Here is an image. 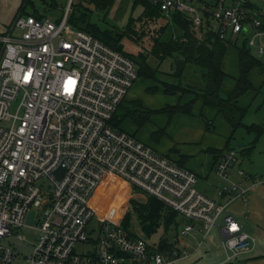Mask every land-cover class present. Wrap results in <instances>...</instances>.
<instances>
[{
  "label": "built area",
  "instance_id": "built-area-1",
  "mask_svg": "<svg viewBox=\"0 0 264 264\" xmlns=\"http://www.w3.org/2000/svg\"><path fill=\"white\" fill-rule=\"evenodd\" d=\"M152 1L195 26L209 17L221 39L241 34L264 55V0ZM69 10L60 22L19 12L0 35V264H179L190 256L185 242L178 247L175 241L166 252L137 226L130 232L123 222L99 215L90 203L108 176L176 211L181 236L205 239L216 229L232 256L248 250L256 238L227 205L198 190L195 172L113 125L139 78L138 65L73 27ZM238 162L236 150L222 151L216 171L229 178ZM60 167L61 178L55 174ZM231 189L247 201L240 183L233 181ZM23 227L39 234L26 255L25 244L4 243L24 240L14 231Z\"/></svg>",
  "mask_w": 264,
  "mask_h": 264
},
{
  "label": "rangeland",
  "instance_id": "rangeland-1",
  "mask_svg": "<svg viewBox=\"0 0 264 264\" xmlns=\"http://www.w3.org/2000/svg\"><path fill=\"white\" fill-rule=\"evenodd\" d=\"M23 6L25 7L20 13L30 14L37 19L51 18L56 22H60L71 7L68 15L69 19L71 15L76 14L78 17H84L85 21L87 19L91 23L99 25L102 29H113L115 35L124 33L125 35L121 39L124 51L133 55H138L143 51V53L148 55L147 60L149 64L153 66V70L149 72V78L140 77L135 82L129 92L128 98L131 100H139L146 109H152L157 112H155L152 120H147L142 126H138L132 119H127L123 125H125L129 131L133 129V132L135 125L140 127L137 136L144 142L156 145L160 152H165L168 149L167 146L170 144L172 147L181 150L186 144L183 140L188 138L187 134L194 133L196 128L200 129L199 125H202L204 129L206 120L210 118L215 120L216 125L219 124V118L212 115L210 107L204 106L198 99L193 100L187 97L189 95L195 98L197 94L195 91H191L188 86L197 88L204 87L200 69L193 65H187L182 76L179 78L178 76L167 74L174 71V58L166 57L161 64H158L157 59L151 55L153 41L155 37L158 36L159 32H161L160 28L163 26L162 24L165 23L167 17L162 16L155 21H147L144 23L145 20L139 17L144 11L143 7L141 5L135 7L134 0H114L113 4L108 8H99L90 0H0V35L9 32L15 17ZM132 16L135 17V19L129 22ZM72 26L75 27L74 25ZM178 33L179 28L174 26L173 23L169 25L165 23L164 31L161 36L162 41L169 42L171 38ZM241 45L242 41L239 39L238 46ZM237 47L235 45H230L227 50L225 66L229 76L225 78L223 88L226 87V84L229 86L234 84V73L239 71ZM250 50L257 59L264 62V55H261L257 48H250ZM249 78H251V81L253 80V84L259 91L258 93L249 91L247 93L248 95L245 93V96H243L247 101L249 99L246 105L248 112L244 119L245 126L237 128L236 132L232 134L230 146L238 152H241L245 147L255 146L251 148L252 154L250 159H245V162L261 172L264 170V131H262L259 136L256 129L249 127L255 125L264 130V76H262L257 69H254L251 71ZM149 82L159 88L155 91L148 90L150 87ZM164 86L178 90L179 92L176 94H166L162 89ZM221 94L223 97H228L231 91L228 93L223 89ZM190 103L192 104L191 113L177 112L170 115L168 112H159L162 108L167 106L181 105L185 107ZM220 119L225 121L226 118L224 119L220 116ZM221 127H223V124H221ZM173 130H175V132H173ZM212 131V129L208 130L209 133ZM212 140L213 138H211L210 141ZM186 145H188V143ZM216 178L217 180L213 182L216 185L219 186L222 183L226 188L231 187V184H227V180H224V178L219 175ZM114 181L115 182L112 184H107L110 187L112 185L114 190L117 189L116 193L115 191L112 192L113 194H102L101 192H97L96 196L94 195L91 199L90 204L92 208L101 216L121 222H123L127 214L130 213L133 218L132 223L137 225L138 229L141 230L139 221L133 211L131 201L137 197H146L143 202L135 199L136 203H145L148 196L145 192L136 189L134 186L126 187V184L122 183L120 179H115ZM44 183H46L45 186L48 187L49 181H44ZM162 228L159 229L153 239H158L163 235L164 231ZM14 231L17 234H22L25 239L19 241L16 237H10L6 239L4 243L7 245H11L10 243L25 244L24 248H22V253L26 255L32 242L38 237V231L33 227H23L15 229ZM173 233V230L170 231L169 236L170 234L173 235ZM179 237L180 239H184L187 236H181L179 231ZM209 244L211 243H206L205 247L206 245L208 247ZM212 247L215 248H212L215 253L221 254V246L218 241H216ZM202 254L203 251L201 252V255ZM220 259L221 256H218V258L212 257L208 261L201 260L197 264H217ZM179 264H183L182 261L179 262Z\"/></svg>",
  "mask_w": 264,
  "mask_h": 264
},
{
  "label": "trees",
  "instance_id": "trees-1",
  "mask_svg": "<svg viewBox=\"0 0 264 264\" xmlns=\"http://www.w3.org/2000/svg\"><path fill=\"white\" fill-rule=\"evenodd\" d=\"M90 1L99 8H108L113 4L114 0ZM134 5L135 7L139 5L143 7L144 11L139 17L145 20L144 23L147 21H155L163 16L167 17L165 23L168 25L173 23L174 26L179 28V33L176 34L177 36L174 35L169 42H164L161 38L165 26V23H163V26L160 28L161 32H159L158 36L155 37L153 41L151 55L157 59L158 64H161L166 57L174 58V71L167 74L175 75L180 78L187 65H193L200 69L202 71L204 87L197 88L188 86L191 91L197 93L193 100L202 99L205 105L214 107L218 113L226 118L234 130L241 126H245L244 119L248 109L239 106L236 100L249 90L254 89L249 79L251 70L258 68L262 73L264 72V62L257 59L252 54L246 38L240 34L233 39L223 40L217 34L211 24L212 20H210L209 17L201 26H195L179 12L171 14L164 13L161 11L160 6L154 4L152 0H134ZM24 7L25 6H23L19 12L24 9ZM132 19H135V17L132 16L129 22L132 21ZM69 21V23L74 25L77 29L89 32L109 46L132 56L139 68V78H149V72L153 70V66L150 65L147 60L148 55L143 53V51L138 55H133L124 51L121 44V39L125 35L124 33L115 35L113 29H102L99 25L91 23L87 19L85 21L84 17H78L76 14L71 15ZM239 39L242 41L241 46H238ZM229 45L238 46L240 75L237 78V84L233 92L228 97H223L221 94V86L226 77V73L222 69V63ZM163 90L166 94H176L179 92L167 86H164ZM135 105L141 107L140 102L139 104L135 103ZM191 105L190 103L185 107L181 105L167 106L159 112H168L170 115L179 111L190 112ZM137 112H139L138 108L130 107L122 113V116H118V111H116L112 123L114 126L118 127L125 116H134ZM155 112L157 111H146L147 116L143 118V122L149 120L150 115ZM249 128L256 129L259 136L263 131L255 125ZM147 196V201L145 203H136L135 199L131 201L133 211L146 237L150 240L158 241L159 247L163 251L169 252L174 247V242L170 239L173 235L170 234L169 236V232L173 230L174 235L177 234L181 225L179 214L156 197L151 195ZM132 220V216L128 213L126 219H124L125 222L123 221V225L130 232H133L137 226L132 223ZM160 228L164 231L163 235L158 239H153Z\"/></svg>",
  "mask_w": 264,
  "mask_h": 264
},
{
  "label": "crops",
  "instance_id": "crops-1",
  "mask_svg": "<svg viewBox=\"0 0 264 264\" xmlns=\"http://www.w3.org/2000/svg\"><path fill=\"white\" fill-rule=\"evenodd\" d=\"M225 57L222 63V69L226 73V77H227L229 75L227 74L228 70L226 69L225 66ZM238 60H239V51H238ZM254 69H257L259 73L262 76H264V72L262 73L258 68H254ZM234 75H235L234 84H232L231 86L226 84V87L223 88L226 77L224 78L221 86V91L224 89L228 93L230 91L231 93L233 92V90L236 87L237 78L239 77L240 72L237 71L234 73ZM249 79L251 81V78ZM149 85L150 87L148 90L151 91H155L159 88V87L157 88L156 85L154 86L151 83ZM253 86L254 89L249 91L253 93H258L259 89H257V87L254 84ZM248 92H246V94ZM243 96H245V94L240 96L236 100V102L239 106L246 108L249 99L247 101V99H245V97ZM187 97L190 99H194L189 95ZM198 100H200L204 106L210 107V112L212 113V115H215L216 118H219L218 119L219 124L216 125L215 120L211 118L206 120L204 129L202 125H199L200 129L196 128L194 133L187 134L188 138L184 139L183 141L186 142V144L188 143V145L185 144L181 148V150L172 147L170 144L169 146H167L168 149L165 152H160L157 149L156 145H152L147 142H144L137 136L138 132L140 131V127H137L135 125L133 132V129L129 131L125 127V125H123L127 119H132L138 126H142L146 122V121L143 122V118L147 116L146 111H154L152 109H146L141 101L131 100L128 98V96L123 101L122 105H120V107L118 108L117 115L122 116V113L125 112V110L130 107L138 108L139 112H137L134 116L132 115L125 116V118H123L122 121L120 122L119 126L116 127L136 135L142 142L151 146L157 153L168 156L178 166L186 167L192 170L193 172H195L198 176V181H197L198 190L203 194H205L206 196H208L209 198L215 200L216 202L227 205V208L236 215L243 229L256 238V242L248 250L240 252L235 256H232L233 253L226 250L224 246L221 244L219 238L220 236L216 229L212 230L206 236L205 239H203L201 235H194V236L190 235L184 240H181L178 237V234L174 235L173 233V236L170 237L172 242L175 243V241H177L178 244L176 245L178 247H181L183 245L182 242H185L188 244V247L191 250L190 256L185 257L181 260L183 264H197L201 260L208 261L212 257L218 258V256L219 257L221 256V259L217 264H264V170L260 172L255 168H253L249 163L245 162V159H250L252 154L251 148L255 146L248 148L245 147L241 150V152L237 151L239 155V162L236 164V166L233 169H231L229 178H224V180H227L226 182L227 184H231L230 188H232L233 181L240 183L241 187L245 190V195L247 199V201H245L239 189L232 190L230 188H226V186H223L222 183L219 186L213 183L214 181L217 180L216 177H218L219 175L216 171V164L218 161V157L222 153V151H225L227 149H233L230 146V140L231 137L233 136L232 134H234L236 130L233 129V127L225 119V117L222 114L218 113L214 107L205 105L202 99H198ZM139 102L141 103V107L135 105V103L139 104ZM191 111L186 113H191ZM179 112H183V111H179ZM154 114L155 113L150 115L149 120L153 119ZM220 116H222L225 119L228 125L225 123L223 119H220ZM221 124H223V127H221ZM211 129L213 131L209 133L208 130ZM173 132H175V130H173ZM211 138H213L212 141H210ZM239 168L245 171L244 175H240L238 173ZM112 177L113 176H108L103 180V182L95 192L94 194L95 196L97 192H101L102 194L105 193L113 194L112 192L115 191L116 193L117 189L114 190L113 189L114 187H112V185L111 187L108 185L115 182L114 181L115 179L122 180V183L126 184V187L132 186L130 183L119 177H113V178ZM135 199L139 201L141 200V202H143V200H145L146 197H137ZM216 241H218L221 246V254L217 252L215 253V251L212 250V248H214L212 246L215 244ZM206 243H211V244H209L208 247L207 245L205 247ZM202 251L203 254L201 255Z\"/></svg>",
  "mask_w": 264,
  "mask_h": 264
},
{
  "label": "water",
  "instance_id": "water-1",
  "mask_svg": "<svg viewBox=\"0 0 264 264\" xmlns=\"http://www.w3.org/2000/svg\"><path fill=\"white\" fill-rule=\"evenodd\" d=\"M65 172V168L64 167H60L58 170L55 171V174L61 178L63 173ZM34 222V211L31 212L29 218H28V223L32 224Z\"/></svg>",
  "mask_w": 264,
  "mask_h": 264
},
{
  "label": "snow or ice",
  "instance_id": "snow-or-ice-1",
  "mask_svg": "<svg viewBox=\"0 0 264 264\" xmlns=\"http://www.w3.org/2000/svg\"><path fill=\"white\" fill-rule=\"evenodd\" d=\"M73 83H74V81H72V80H69V81H68V84H69V85H72ZM69 90H70V88H69Z\"/></svg>",
  "mask_w": 264,
  "mask_h": 264
}]
</instances>
